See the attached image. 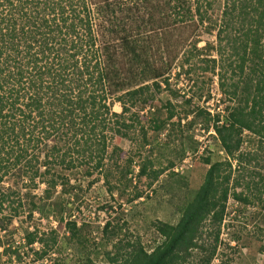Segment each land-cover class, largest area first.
<instances>
[{
	"label": "trees",
	"instance_id": "trees-1",
	"mask_svg": "<svg viewBox=\"0 0 264 264\" xmlns=\"http://www.w3.org/2000/svg\"><path fill=\"white\" fill-rule=\"evenodd\" d=\"M142 1L141 11H132L110 0H0V234L7 227L5 221L11 222L27 206L21 190L29 187L30 216L37 211L66 222L70 242L81 250V264H211L222 243L229 197L251 202L243 191L232 192L231 160L240 164L258 160V153L242 152L246 140L264 151V0ZM166 8L169 16L162 13ZM157 12L162 17H155ZM169 18L175 29L193 20L196 29L202 26L205 33H215V43L207 42L202 50L218 56L204 61L210 65L207 70L219 69L220 104L225 106L215 113L199 109L193 122L202 118L206 130L215 131L228 159H204L209 168L194 198L180 205L178 222H154L160 240L152 250L139 236L123 234L119 222L108 220L103 231L112 249L100 260L98 248L88 250L87 224L64 217L70 201L63 196L75 197L77 184L70 183L69 175H79L71 173L78 166H84L82 175H104L111 191L118 188L112 175L131 182L129 175L157 179L163 173L149 159L138 164V172L132 157L120 165L123 149L109 150V132L128 137L136 125L126 121L131 112L127 101L132 106L152 101L151 87L160 89L157 80L170 72L171 61L156 66L152 55L161 39L150 33L144 36L155 25L164 27ZM197 36L193 35L189 51L198 49ZM183 44L179 41L175 46ZM123 59L134 66L140 80H154L152 85L129 81ZM114 102L121 103L122 112L113 110ZM173 116L172 111L168 120L154 121L153 127L165 128ZM132 120L140 122L138 113ZM145 142L150 143L146 134ZM107 157L117 158L116 172L112 173ZM8 175L12 184L6 183ZM118 182L122 184L121 179ZM40 184L45 189L35 201L32 189ZM259 190L264 194V187ZM7 208L13 213L4 214ZM207 224L213 229L211 238L205 236ZM24 238L39 258L50 247L57 250L54 229L51 237L35 230L27 231ZM39 242L43 247L36 250ZM1 246L5 254L18 255V263L26 264L17 247Z\"/></svg>",
	"mask_w": 264,
	"mask_h": 264
},
{
	"label": "rangeland",
	"instance_id": "rangeland-1",
	"mask_svg": "<svg viewBox=\"0 0 264 264\" xmlns=\"http://www.w3.org/2000/svg\"><path fill=\"white\" fill-rule=\"evenodd\" d=\"M110 1L132 11L136 8L140 9L143 3L142 0ZM219 10L217 8L216 12L218 13ZM154 11H150L153 16ZM159 13L157 12L155 17H162ZM162 13L169 16L170 10L166 8ZM172 23V18H169L164 27L158 28L155 25L150 28V32H143L144 36L150 33L152 37L161 39L158 40L157 50L152 54L155 65H165L169 61L172 63L170 72L157 80L161 88L151 87L150 93L153 92L155 97L146 105L143 104L144 106H141L140 102L132 106L131 101H127L131 112L126 114V121L136 125L128 131V137H122L113 131L109 132V150L113 146L123 149L118 160L120 165L128 157L135 160L136 166L149 159L153 162V168L163 170V173L157 179H154L153 175H129L131 182L120 178V175H112L111 182L118 185V188L112 191L109 190L104 175L97 172L91 176L82 175L84 166H78L74 172H71L79 175H69L70 183L77 186L74 189L75 197L72 198L70 194L64 193L63 197L70 201L64 217L76 220L78 225L87 224L86 229L91 237L88 250L94 252L98 248L101 251L98 256L100 260L105 258V251L112 249V242L106 239L103 231L108 220L119 222L123 227V234L125 232L132 234L133 239L139 236L145 247L152 250L160 240L154 222H178L181 216L180 205L184 200L189 202L194 198L209 168V164H206L204 159L208 156L213 162L228 159L216 138L215 131L212 128L206 130L202 118L198 117L193 122L199 109L215 113L225 106L220 104L222 92L217 74L219 69L217 68L215 72L207 70L206 67L210 65L204 61L218 56L213 51L202 50L207 42L215 43V33H205L202 26L196 29L193 20L180 24L177 29ZM194 34L198 35L201 41L198 43V49L189 51ZM179 41H184V44L176 48L175 43ZM186 58L189 60L186 61ZM123 63V72L129 81L141 83L138 84L139 86L152 85L154 80L143 81L134 74L137 70L130 65L128 59H123ZM165 77L168 80H165ZM218 104L220 107L216 108ZM113 110L122 112L121 103L114 102ZM172 111L174 116L167 121L165 128L157 130L153 127L154 121L168 120ZM135 113L139 115V123L132 120L135 119ZM145 134L150 141L149 144L145 142ZM246 136H249L248 132ZM248 151L258 153V160L251 162L243 160L240 164L232 159L233 175L230 185L232 192L234 189L237 192L243 191L251 202L245 204L237 200L233 194L229 197L221 227L222 243L217 252L219 262L211 264H264V194L263 190H259L264 187V151L246 140L242 152ZM115 159L117 158H106L112 173L117 170ZM6 178V183L12 184L11 175ZM118 179L122 180V184H117ZM28 189L29 187H23L21 190L22 201L26 200L27 206L11 222L6 220L4 223L7 227L1 230V245L9 244L13 248L17 247L20 258L26 264H81V250L70 242L66 222H60L53 216L42 217L37 211L30 216ZM44 189V184L32 189L31 195L35 196V201L41 198ZM60 191L61 187L58 188L55 197ZM138 194L142 196L136 198ZM8 213L13 212L7 208L4 214ZM52 229L58 234L57 250L50 247L48 254L39 258L24 244L25 233L38 230L40 235L45 233V237H51ZM212 233V227L207 224L205 236L211 238ZM1 245L0 264H17L18 255L5 254ZM42 245L39 242L34 247L39 250ZM94 254L92 253L91 256L95 257ZM195 255L197 260V254Z\"/></svg>",
	"mask_w": 264,
	"mask_h": 264
},
{
	"label": "built area",
	"instance_id": "built-area-1",
	"mask_svg": "<svg viewBox=\"0 0 264 264\" xmlns=\"http://www.w3.org/2000/svg\"><path fill=\"white\" fill-rule=\"evenodd\" d=\"M219 102H220V99H219ZM136 168V172H138V170H139V167L138 166H136L135 167ZM24 244H25V240H24ZM28 247V246H27ZM212 262H219V258H218V256L216 255L215 256V258L213 259V261ZM24 263V262H23ZM17 264H20V263H17Z\"/></svg>",
	"mask_w": 264,
	"mask_h": 264
}]
</instances>
